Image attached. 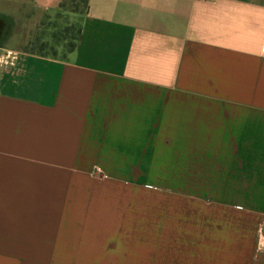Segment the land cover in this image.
I'll list each match as a JSON object with an SVG mask.
<instances>
[{"label":"crops","instance_id":"crops-1","mask_svg":"<svg viewBox=\"0 0 264 264\" xmlns=\"http://www.w3.org/2000/svg\"><path fill=\"white\" fill-rule=\"evenodd\" d=\"M8 57L0 264H264V0H89L68 58Z\"/></svg>","mask_w":264,"mask_h":264},{"label":"rangeland","instance_id":"rangeland-1","mask_svg":"<svg viewBox=\"0 0 264 264\" xmlns=\"http://www.w3.org/2000/svg\"><path fill=\"white\" fill-rule=\"evenodd\" d=\"M68 2L64 8L53 12L33 15L27 25L30 37L8 36L17 22L13 15L0 14V64L13 52L27 51L47 57L66 59L77 45L86 9L83 3L75 8ZM15 48V49H11Z\"/></svg>","mask_w":264,"mask_h":264},{"label":"trees","instance_id":"trees-1","mask_svg":"<svg viewBox=\"0 0 264 264\" xmlns=\"http://www.w3.org/2000/svg\"><path fill=\"white\" fill-rule=\"evenodd\" d=\"M72 3L74 4L73 6L76 8L79 3H83L86 9V12L88 10V6H89V0H62L61 3L59 4V8H64V6L66 5V3ZM80 33H81V28H80ZM80 33H79V37H80ZM79 40V38H78Z\"/></svg>","mask_w":264,"mask_h":264}]
</instances>
